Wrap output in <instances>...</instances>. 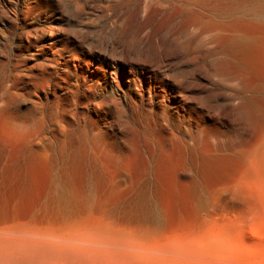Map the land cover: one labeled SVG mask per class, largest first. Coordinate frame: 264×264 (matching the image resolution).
I'll list each match as a JSON object with an SVG mask.
<instances>
[{"label": "rangeland", "instance_id": "1", "mask_svg": "<svg viewBox=\"0 0 264 264\" xmlns=\"http://www.w3.org/2000/svg\"><path fill=\"white\" fill-rule=\"evenodd\" d=\"M10 226L264 264V0H0Z\"/></svg>", "mask_w": 264, "mask_h": 264}, {"label": "bare ground", "instance_id": "2", "mask_svg": "<svg viewBox=\"0 0 264 264\" xmlns=\"http://www.w3.org/2000/svg\"><path fill=\"white\" fill-rule=\"evenodd\" d=\"M54 228H0V264H203L201 253L169 243L141 244L108 231Z\"/></svg>", "mask_w": 264, "mask_h": 264}]
</instances>
